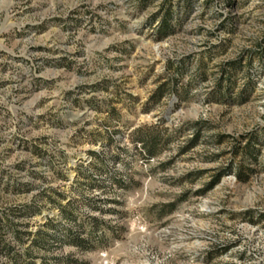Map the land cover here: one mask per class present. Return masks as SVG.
Returning a JSON list of instances; mask_svg holds the SVG:
<instances>
[{"label":"rangeland","instance_id":"1","mask_svg":"<svg viewBox=\"0 0 264 264\" xmlns=\"http://www.w3.org/2000/svg\"><path fill=\"white\" fill-rule=\"evenodd\" d=\"M15 259L264 264V0H0Z\"/></svg>","mask_w":264,"mask_h":264},{"label":"trees","instance_id":"2","mask_svg":"<svg viewBox=\"0 0 264 264\" xmlns=\"http://www.w3.org/2000/svg\"><path fill=\"white\" fill-rule=\"evenodd\" d=\"M173 18V15L171 12H167L166 14V17L164 19V26L159 28V32H161L162 30H167L168 27H170L169 25V21L172 20ZM157 139L158 138H155V137H151V139H146V138H142L140 139L138 142L142 145L143 147V150L144 152L147 154V157L148 158H152L155 156L156 152H155V149H156V145H157ZM70 207V204L67 206V207H60L61 209V217L63 219V221L65 222H73L75 221V217L73 215V213H67L68 211V208ZM51 223V221H48L47 224H45V226H48L49 224ZM59 224L57 225H54L53 228L56 229V227L58 226ZM44 227V226H43ZM17 232V233H16ZM43 232V231H42ZM41 231H38L35 236H38V235H41L42 233ZM69 233V238H71L74 242V244L76 245H83V241H80L81 239H79V235L77 236L76 234H73L71 233L70 231H68ZM29 235V234H27ZM15 238H18L17 240H20L21 238L19 237V231H15ZM45 239V236H43V238L41 240H37V239H34L33 242H32V245L33 246H37V247H42L43 246V240ZM45 246V244H44ZM14 263L16 264L17 263V260L15 259Z\"/></svg>","mask_w":264,"mask_h":264}]
</instances>
